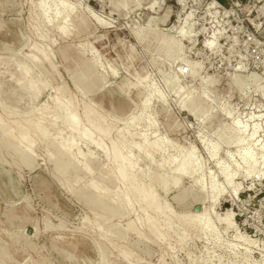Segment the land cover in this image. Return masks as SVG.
<instances>
[{
  "label": "rangeland",
  "instance_id": "374dc122",
  "mask_svg": "<svg viewBox=\"0 0 264 264\" xmlns=\"http://www.w3.org/2000/svg\"><path fill=\"white\" fill-rule=\"evenodd\" d=\"M39 1L0 0V29L17 22L0 37V264H264V0ZM57 4L70 36L47 23ZM51 144L77 170L58 175ZM197 206L218 240L184 219Z\"/></svg>",
  "mask_w": 264,
  "mask_h": 264
},
{
  "label": "bare ground",
  "instance_id": "6f19581e",
  "mask_svg": "<svg viewBox=\"0 0 264 264\" xmlns=\"http://www.w3.org/2000/svg\"><path fill=\"white\" fill-rule=\"evenodd\" d=\"M39 7L41 8V12L44 13L46 11V8H47V2L46 0H41L39 1ZM57 7L61 6L57 15L55 16V19L54 20H50L47 22L48 24H50L51 26L53 27H56L58 33H60L62 36H70L71 35V32H72V28H71V25H70V22H69V18H71V16H73L74 14V11H72L71 9H69L68 7H66L64 4H57L56 5ZM47 16V14H46ZM189 19V17L187 18ZM72 20V18H71ZM14 24V25H13ZM6 25H10V30L8 32H3V30L0 29V37L1 36H5L6 38H9L10 41H13L15 40V38H13V27L15 25H17V22L15 23H11V22H5L4 23V26ZM20 40V41H19ZM18 46L17 47H10V46H7V47H4L2 50H4L5 52H8L10 54H14L18 49L19 47L21 46H26L27 42L26 40H24V37H18ZM17 42V43H18ZM163 48H165L164 45H162ZM162 50V48H161ZM180 46L176 45V47L174 49H172L171 51L168 52V54L166 55L169 59H172L175 57L178 56V54L180 53ZM35 65H38L42 62V58L41 56L37 53L35 55V57L33 58V61H32ZM154 95V93H151L149 95H146L141 104L143 105V108L144 109H147L149 110V107H150V102L152 101V96ZM20 101V100H19ZM186 109H188L190 112H196L195 110H199L197 109V104L194 102V101H191L189 102L188 104H186ZM34 114V113H33ZM35 116V114H34ZM40 116V115H39ZM26 117V116H25ZM38 117V116H37ZM141 118L142 117H132L130 119V122L129 124H140L141 122ZM41 119V118H40ZM39 119V120H40ZM149 119V118H148ZM35 120V119H34ZM47 121V120H46ZM67 121L72 125V127L74 129L77 130V127H78V121L75 117V115L73 113H70L67 117ZM153 121V120H152ZM39 122V121H38ZM40 123V122H39ZM38 123V124H39ZM38 124H35L37 125L38 127ZM54 124V123H53ZM34 125V124H33ZM42 125V123H41ZM146 126L147 127H153V122L151 121H146ZM52 127V126H51ZM34 128V127H33ZM237 125L236 124H232L231 128L232 130H237ZM27 129V128H26ZM89 129V128H88ZM31 130V129H30ZM38 130H40V132H42L41 128L38 127ZM33 132V131H32ZM36 132V131H35ZM32 134V133H31ZM84 135L87 136V137H90V133L88 130L84 131ZM256 135V132H254L251 136L252 139H254ZM24 136V135H23ZM30 136V135H29ZM22 137V136H21ZM42 137V136H41ZM48 139V138H47ZM21 141V140H20ZM146 138H144V143L139 147V150H142V148H147V147H150V148H153L154 150H161L162 147H163V141L164 140H161V139H157L156 141H154V143H152L150 146L146 143ZM48 142V141H47ZM243 143V135H239V138H238V141H237V144L238 145H241ZM147 146V147H146ZM209 148V152L212 156V158H216L217 155L219 154V149L216 148V147H213V146H209L207 147ZM48 149L53 153V158H56L57 159V164H56V171L58 173V175L60 176H64L66 175L67 173H69V171L71 169H76L77 170V163L75 161V158L73 157V155L65 158V159H61L58 161V159L61 157L62 155V149H59L58 147L56 148L55 146H53L52 144L48 146ZM111 150V148L109 149ZM49 153V152H48ZM246 157H250L249 155H245ZM181 156H178L176 159H174L172 161L174 165V167L178 166L179 164H181V167L180 169L183 170V171H188L191 166L189 164H186L185 161H183L182 163H180V159ZM252 158V157H250ZM173 167V168H174ZM197 168H199V166H197ZM221 172H222V175L227 179V181L230 183L232 181V176L230 175V173L228 172V170L226 168H223L221 167L220 168ZM256 167L255 166H251L248 168L247 170V173L248 175H251L252 173H254V171H256ZM139 171V170H138ZM124 169H120L119 170V174L121 176H124V174L126 175V173H124ZM155 176V175H154ZM198 187L203 190L204 189V186H203V183L201 180L198 181L197 183ZM133 186V185H132ZM135 190V189H134ZM138 190V189H137ZM210 190L212 191V205H215L217 204L218 202V196L221 192H218L219 191V188L217 187L216 183L215 182H212L211 183V187H210ZM137 192V191H136ZM139 192V191H138ZM144 195V194H143ZM80 199L88 206L92 207L94 210H103L105 213H114V210H111L105 203H103L101 197L99 195H96L94 191H91L88 192V193H85L84 195H82L80 197ZM152 205L154 206V201H151ZM194 205H191V208L193 207ZM196 208V207H195ZM202 208V207H201ZM209 210L207 208H202L201 212L200 213H197V214H190L188 216H184V219L186 220V222H188L189 224H191L192 226L198 228V229H202L206 235H210L212 237H214L216 240H218V237L215 233V231L212 229V226H211V222L209 221ZM233 216L229 215L227 216L226 218V222H227V225L229 228H231L233 225H234V221H233ZM152 232L154 234H156L155 230L152 229Z\"/></svg>",
  "mask_w": 264,
  "mask_h": 264
},
{
  "label": "water",
  "instance_id": "95a60500",
  "mask_svg": "<svg viewBox=\"0 0 264 264\" xmlns=\"http://www.w3.org/2000/svg\"><path fill=\"white\" fill-rule=\"evenodd\" d=\"M201 210V207L200 206H197L196 207V211H200Z\"/></svg>",
  "mask_w": 264,
  "mask_h": 264
}]
</instances>
